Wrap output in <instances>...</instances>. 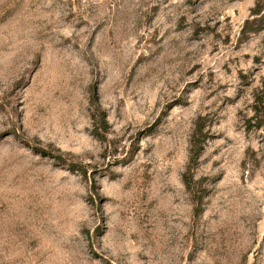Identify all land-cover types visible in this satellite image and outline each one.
Returning <instances> with one entry per match:
<instances>
[{
    "label": "rangeland",
    "instance_id": "obj_1",
    "mask_svg": "<svg viewBox=\"0 0 264 264\" xmlns=\"http://www.w3.org/2000/svg\"><path fill=\"white\" fill-rule=\"evenodd\" d=\"M0 264H264V0H0Z\"/></svg>",
    "mask_w": 264,
    "mask_h": 264
},
{
    "label": "trees",
    "instance_id": "obj_2",
    "mask_svg": "<svg viewBox=\"0 0 264 264\" xmlns=\"http://www.w3.org/2000/svg\"><path fill=\"white\" fill-rule=\"evenodd\" d=\"M198 147H199V144H198V142L196 140L194 142V144L192 145V148H191V158H192V161H196L197 158H198V152H199V148Z\"/></svg>",
    "mask_w": 264,
    "mask_h": 264
}]
</instances>
